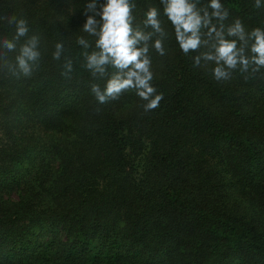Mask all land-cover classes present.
Masks as SVG:
<instances>
[{"label":"trees","instance_id":"trees-1","mask_svg":"<svg viewBox=\"0 0 264 264\" xmlns=\"http://www.w3.org/2000/svg\"><path fill=\"white\" fill-rule=\"evenodd\" d=\"M132 2L134 27L151 31L156 7L168 33L165 55L150 47L163 99L147 112L135 90L104 104L92 93L115 70L85 67L90 0H0V264H264V68L217 81L181 51L160 0ZM221 3L226 26L264 29L255 0ZM13 17L38 37L30 76L6 66L28 38L3 48Z\"/></svg>","mask_w":264,"mask_h":264},{"label":"clouds","instance_id":"clouds-1","mask_svg":"<svg viewBox=\"0 0 264 264\" xmlns=\"http://www.w3.org/2000/svg\"><path fill=\"white\" fill-rule=\"evenodd\" d=\"M163 5V15L171 23L175 39L181 51L187 56L192 52L198 53L194 66L212 63L211 71L217 81L228 80L232 72L253 73L264 68V29L254 28L245 30L242 22L237 19L230 25H225L229 11L221 0H208L202 6L201 0H160ZM261 0H255L254 7L261 8ZM136 5L132 0H105L97 5V0H90L86 5V22L82 31L95 37V51L85 53V67L94 77L104 78L109 68L115 71L107 79L102 89L99 84H92L91 91L100 104L118 99L129 90L146 103L144 110L150 111L159 107L163 94H157L152 85L150 47L163 56L165 55L164 41L168 33L162 27L161 12L156 7H149L143 21L144 31L133 26V9ZM99 17V19H97ZM14 23L16 34L12 40L5 39L3 48L9 52L15 51L22 37H28L29 28L24 19L10 18ZM38 37L31 36L19 47V55L15 65H6L13 75L30 76L36 62L39 60ZM77 43L88 49L91 44L80 37ZM201 49L205 51L201 52ZM63 45L56 44L53 58L59 60ZM66 72L71 73L72 61L64 65Z\"/></svg>","mask_w":264,"mask_h":264},{"label":"rangeland","instance_id":"rangeland-1","mask_svg":"<svg viewBox=\"0 0 264 264\" xmlns=\"http://www.w3.org/2000/svg\"><path fill=\"white\" fill-rule=\"evenodd\" d=\"M142 162H143V156L137 157L136 161L134 162L133 166L131 167V169H129L128 172L134 176L137 175L141 170Z\"/></svg>","mask_w":264,"mask_h":264}]
</instances>
